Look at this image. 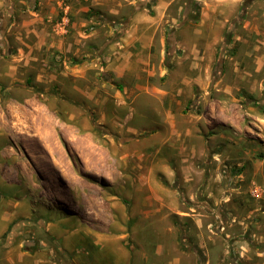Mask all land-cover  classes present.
I'll list each match as a JSON object with an SVG mask.
<instances>
[{"label": "rangeland", "instance_id": "obj_1", "mask_svg": "<svg viewBox=\"0 0 264 264\" xmlns=\"http://www.w3.org/2000/svg\"><path fill=\"white\" fill-rule=\"evenodd\" d=\"M3 216L0 264H264V0H0Z\"/></svg>", "mask_w": 264, "mask_h": 264}, {"label": "crops", "instance_id": "obj_2", "mask_svg": "<svg viewBox=\"0 0 264 264\" xmlns=\"http://www.w3.org/2000/svg\"><path fill=\"white\" fill-rule=\"evenodd\" d=\"M167 2L161 1V3H159V5L156 7V10L158 12V15L160 17H162V12L163 10L167 7ZM159 17V18H160ZM146 23L142 24L141 27H139L138 25L135 27L134 31L137 33L139 29H141V36H135L132 39H129L126 43H125V48L123 50H117L114 51V55H109L108 58L111 59L113 57V61L112 63H110L111 69L115 72V75L120 76L121 74H123L126 70H131L134 69L133 67V63L132 62H139V61H143V56L142 54L138 53H133L132 51L128 50V46L131 44V42L138 40L141 44V46H151L152 44V38L150 37V29L155 32V29H158V24H156L155 19H148L147 21H145ZM142 67L140 65H136L135 68ZM36 211V209H35ZM47 218V217H46ZM11 217L10 216H3L2 219L0 218V232H4L3 230H6L10 224H11ZM66 221V219H64V222ZM72 227V226H71ZM46 230H50V232L52 234H56V232L54 230L57 231V229L54 228L53 225H48ZM80 231L78 228H74L73 232H78ZM67 230L64 231V233H66ZM20 234V231H11L9 234V239L7 240L8 244H11L13 241L16 240V238H18ZM21 241V240H20ZM18 242L14 247H13V253L12 255L15 256V260L12 259V255L9 254L6 257V260L11 259L12 261H17L20 264H50L53 262L54 259V252L52 249L46 248V247H40L37 248L36 250H34V252H26L23 251L21 249L22 246V242ZM78 253L75 258H77V260L80 258L81 259V254Z\"/></svg>", "mask_w": 264, "mask_h": 264}]
</instances>
